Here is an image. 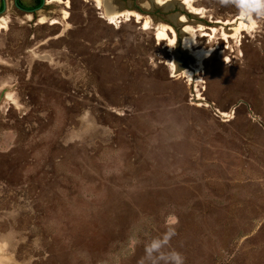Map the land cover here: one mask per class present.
Instances as JSON below:
<instances>
[{
  "label": "rangeland",
  "instance_id": "obj_1",
  "mask_svg": "<svg viewBox=\"0 0 264 264\" xmlns=\"http://www.w3.org/2000/svg\"><path fill=\"white\" fill-rule=\"evenodd\" d=\"M7 2L0 264H149L169 233L184 264H264V18L219 0Z\"/></svg>",
  "mask_w": 264,
  "mask_h": 264
},
{
  "label": "clouds",
  "instance_id": "obj_2",
  "mask_svg": "<svg viewBox=\"0 0 264 264\" xmlns=\"http://www.w3.org/2000/svg\"><path fill=\"white\" fill-rule=\"evenodd\" d=\"M219 3L223 6H234L243 17L251 19L255 15L258 18H264V0H219ZM172 235L174 233L153 239L146 246L145 259L149 264H184V257L181 253L175 250L164 251Z\"/></svg>",
  "mask_w": 264,
  "mask_h": 264
},
{
  "label": "bare ground",
  "instance_id": "obj_3",
  "mask_svg": "<svg viewBox=\"0 0 264 264\" xmlns=\"http://www.w3.org/2000/svg\"><path fill=\"white\" fill-rule=\"evenodd\" d=\"M54 1H59V0H47V3H51V4H53V2ZM159 1H161V0H159ZM98 2L99 3H102L101 2V0L99 1L98 0ZM104 2V1H103ZM193 6V5H192ZM105 14V13H104ZM130 14V13H129ZM132 14V13H131ZM30 16V15H29ZM129 16V15H128ZM121 17V14H114V15H111L110 16V22H113L114 20H115V18H120ZM135 17V16H134ZM45 18L44 17H42L41 19H40V21L41 22H45ZM141 20H142V18H141ZM182 20H186V18L184 17V18H182ZM6 22H7V18L5 17V16H1L0 17V28L2 27V26H4L5 24H6ZM204 25V24H203ZM169 26V25H168ZM202 26V25H201ZM150 27V25H149V23L148 22H146L145 23V28H149ZM171 28H170V30L172 31V32H174L175 33V39H176V36H177V33H176V30L172 27V26H170ZM198 30V29H197ZM166 31V30H165ZM159 32V31H158ZM201 32V31H200ZM225 33V32H224ZM228 34V33H227ZM226 34V35H227ZM229 35V34H228ZM158 37H160V39L161 40H166V34H165V32H163V31H160L159 32V36ZM190 37V36H189ZM195 39V38H194ZM198 39V38H197ZM192 45V44H191ZM189 43H187V47H188V49L190 48H192V46H191ZM187 47H185V48H187ZM196 48V47H195ZM214 51V48H211V49H208V50H192V52H191V56L192 57H195L196 59H197V63L200 65V66H202L203 65V62H204V60L206 59V58H208L211 54H212V52ZM194 58V59H195ZM172 71L174 72V75H176V74H178L177 72H178V68H177V66L175 65V63H174V60H173V62H172ZM191 73V72H190Z\"/></svg>",
  "mask_w": 264,
  "mask_h": 264
},
{
  "label": "water",
  "instance_id": "obj_4",
  "mask_svg": "<svg viewBox=\"0 0 264 264\" xmlns=\"http://www.w3.org/2000/svg\"><path fill=\"white\" fill-rule=\"evenodd\" d=\"M14 3H15V6L18 9L22 10L23 12L34 14L37 10L41 9L47 3V0H43L42 5H40L38 7H35V8H27V7H24V6H22L19 3V0H14ZM7 8H8V2H7V0H2V9L0 10V15H2L3 13H5V11H7ZM6 91H7L6 89L2 91V93L0 95V101L3 99Z\"/></svg>",
  "mask_w": 264,
  "mask_h": 264
},
{
  "label": "trees",
  "instance_id": "obj_5",
  "mask_svg": "<svg viewBox=\"0 0 264 264\" xmlns=\"http://www.w3.org/2000/svg\"><path fill=\"white\" fill-rule=\"evenodd\" d=\"M0 2H1V5H0V9H1L2 8V0ZM19 3L22 6L27 7V8H35V7H38V6L42 5L43 0H35V5L34 6H28V5L24 4L22 0H19Z\"/></svg>",
  "mask_w": 264,
  "mask_h": 264
},
{
  "label": "crops",
  "instance_id": "obj_6",
  "mask_svg": "<svg viewBox=\"0 0 264 264\" xmlns=\"http://www.w3.org/2000/svg\"><path fill=\"white\" fill-rule=\"evenodd\" d=\"M26 1H29V0H26ZM28 5H30V4H28Z\"/></svg>",
  "mask_w": 264,
  "mask_h": 264
},
{
  "label": "flooded vegetation",
  "instance_id": "obj_7",
  "mask_svg": "<svg viewBox=\"0 0 264 264\" xmlns=\"http://www.w3.org/2000/svg\"><path fill=\"white\" fill-rule=\"evenodd\" d=\"M1 9H2V8H1ZM1 9H0V10H1Z\"/></svg>",
  "mask_w": 264,
  "mask_h": 264
}]
</instances>
